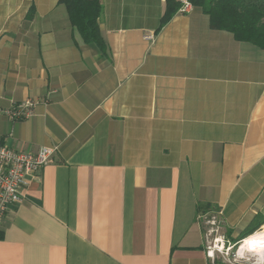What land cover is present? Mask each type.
Listing matches in <instances>:
<instances>
[{
	"label": "crops",
	"instance_id": "crops-1",
	"mask_svg": "<svg viewBox=\"0 0 264 264\" xmlns=\"http://www.w3.org/2000/svg\"><path fill=\"white\" fill-rule=\"evenodd\" d=\"M100 2L105 51L60 0H0V138L57 148L0 264H209L200 215L229 240L264 222V49L196 7L162 26L167 0Z\"/></svg>",
	"mask_w": 264,
	"mask_h": 264
},
{
	"label": "trees",
	"instance_id": "trees-1",
	"mask_svg": "<svg viewBox=\"0 0 264 264\" xmlns=\"http://www.w3.org/2000/svg\"><path fill=\"white\" fill-rule=\"evenodd\" d=\"M193 7L209 15L214 30L231 33L239 42H247L264 49V0H189ZM67 8L71 25L83 41L105 51L100 33L99 18L102 12L100 0H60ZM180 0H167L161 25L168 23L178 12ZM264 222L251 227L239 236L241 241L258 231ZM235 241V242H236Z\"/></svg>",
	"mask_w": 264,
	"mask_h": 264
},
{
	"label": "built area",
	"instance_id": "built-area-1",
	"mask_svg": "<svg viewBox=\"0 0 264 264\" xmlns=\"http://www.w3.org/2000/svg\"><path fill=\"white\" fill-rule=\"evenodd\" d=\"M180 2V13L187 14L193 8L189 0ZM36 104L30 100L13 104L4 114L11 121L27 120L35 115ZM56 150L57 148H41L32 154L15 150L0 138V226L10 208L24 201L29 177L39 176L41 169L52 162ZM216 232H219V228ZM236 246L235 243L231 245V240L225 235L210 238L207 248L209 264H258V261L253 263L250 259L242 258L244 256L239 253L241 245L237 253L233 252Z\"/></svg>",
	"mask_w": 264,
	"mask_h": 264
},
{
	"label": "bare ground",
	"instance_id": "bare-ground-1",
	"mask_svg": "<svg viewBox=\"0 0 264 264\" xmlns=\"http://www.w3.org/2000/svg\"><path fill=\"white\" fill-rule=\"evenodd\" d=\"M240 255L252 253L259 258L260 263L264 264V228L247 237L239 249Z\"/></svg>",
	"mask_w": 264,
	"mask_h": 264
},
{
	"label": "rangeland",
	"instance_id": "rangeland-1",
	"mask_svg": "<svg viewBox=\"0 0 264 264\" xmlns=\"http://www.w3.org/2000/svg\"><path fill=\"white\" fill-rule=\"evenodd\" d=\"M200 216H201V221H202L203 227L206 230V232L209 234L210 238L215 237V236L224 235L223 231L221 232L219 230L218 233L216 232V230L218 228V222L216 220H213V215L210 212L204 213V214H202ZM214 221H215V223H214ZM259 230H262V228H260ZM238 238H236L234 240H231V245H233L234 243L237 245L235 247V249L233 250V252H236V253H237V250L240 247L241 242H242V240L241 241H236V240H238ZM243 256L244 257H242V258H244V260L250 259V261L253 262V263H255L257 261H258V264L260 263L259 258L254 256L252 253H246Z\"/></svg>",
	"mask_w": 264,
	"mask_h": 264
}]
</instances>
